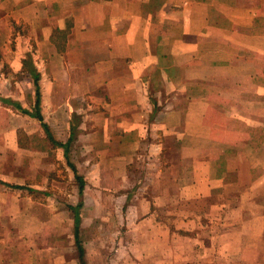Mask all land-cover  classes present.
<instances>
[{
  "label": "crops",
  "instance_id": "crops-1",
  "mask_svg": "<svg viewBox=\"0 0 264 264\" xmlns=\"http://www.w3.org/2000/svg\"><path fill=\"white\" fill-rule=\"evenodd\" d=\"M35 78L54 151L79 146L73 231L33 212L0 264H87L85 225L144 264L264 256V0H0V90L35 108Z\"/></svg>",
  "mask_w": 264,
  "mask_h": 264
},
{
  "label": "rangeland",
  "instance_id": "rangeland-1",
  "mask_svg": "<svg viewBox=\"0 0 264 264\" xmlns=\"http://www.w3.org/2000/svg\"><path fill=\"white\" fill-rule=\"evenodd\" d=\"M21 81L23 83L27 82L25 84L27 89L22 90V94L20 90L17 92L16 90H0V202L2 203L0 205V239H4L3 233L11 234L16 232L20 225L25 229L27 226L30 227L32 225L31 217L33 212H35V215L39 213L40 217L44 218L48 210L56 211V220L39 227L40 230L70 231L72 233L71 212L63 203H65V199L71 198L72 184H77L72 168L73 162L80 159L78 143H73L70 154L72 162L63 154L61 157L60 153L58 154L57 151H54V148L58 146L49 142L42 126V123L47 124L46 120H44L46 111L43 112L42 120L40 121L36 117L24 113L21 109L13 106V103L6 101L17 102L18 99H16L17 95L15 94H18L19 102H22V106L20 103L19 105L24 109L27 108L26 110L31 114L34 112L35 108L30 106L31 97L27 86L30 80L22 79ZM4 96L12 97L7 99ZM15 158L22 160L21 165L15 166ZM51 159L55 161L54 171H47L46 169L50 168V165L46 166L45 161ZM34 170L42 172L41 176L38 177ZM47 182L54 184L55 195L53 197L56 201L52 203V207H49L50 204H46L47 202H43L46 197V194H44L46 190L40 189L35 192L36 190L33 187L34 185L45 186ZM16 184L24 187L23 190L18 191L22 194L21 199L17 197V199H20L19 204L13 196V193L16 192L14 191ZM15 213L16 216L14 217ZM53 225L54 227H52ZM85 226L82 229L80 240L87 252L91 253L90 257L97 254L91 261H87V264H100L102 262V264H144L131 257L129 252L130 242L126 238H109L108 235L110 234L107 231H89L88 225ZM94 235L104 237L96 238ZM236 246L232 242L230 244L231 250H234ZM100 250L102 251L101 260L98 256ZM172 257L169 256L168 260L171 259V262H174ZM247 257L248 260H252L255 264L264 260V256L260 255H248ZM180 259L184 263L187 262L189 264V261H185V256H180ZM228 263V261L222 260L220 256L214 257L213 264Z\"/></svg>",
  "mask_w": 264,
  "mask_h": 264
},
{
  "label": "trees",
  "instance_id": "trees-1",
  "mask_svg": "<svg viewBox=\"0 0 264 264\" xmlns=\"http://www.w3.org/2000/svg\"><path fill=\"white\" fill-rule=\"evenodd\" d=\"M34 84H35V86H36V89H35V96H36V99H35V110H34V112L31 114L28 110H26V109H24V108H22L17 102H13V101H8V100H6L7 102H9V103H13L14 105L13 106H15L16 108H18V109H21L22 110V112H24V113H28V114H30L31 116H34V117H36L38 120H42V116H41V114L39 113V111H38V96H39V91H38V88H37V78H35L34 79ZM42 126H43V128H44V130H45V132H46V135H47V137H48V139L49 140H51V134H50V131H49V129H48V127H47V125L45 124V123H42ZM57 145H59V146H63V144H58V143H56ZM79 252H80V254H81V249L79 248Z\"/></svg>",
  "mask_w": 264,
  "mask_h": 264
}]
</instances>
